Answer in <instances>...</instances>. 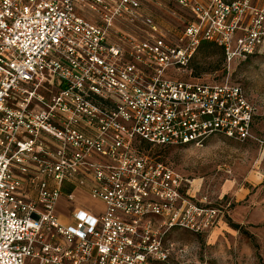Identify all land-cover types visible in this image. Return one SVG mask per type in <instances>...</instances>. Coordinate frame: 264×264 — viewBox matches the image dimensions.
Returning <instances> with one entry per match:
<instances>
[{"label":"built area","instance_id":"obj_1","mask_svg":"<svg viewBox=\"0 0 264 264\" xmlns=\"http://www.w3.org/2000/svg\"><path fill=\"white\" fill-rule=\"evenodd\" d=\"M153 1L0 0V264H187L169 232L227 216L231 201L191 196L155 152L264 143L246 89L191 68L204 40L229 64L264 58V0H169L176 33ZM75 192L103 209L64 222L57 203Z\"/></svg>","mask_w":264,"mask_h":264},{"label":"rangeland","instance_id":"obj_2","mask_svg":"<svg viewBox=\"0 0 264 264\" xmlns=\"http://www.w3.org/2000/svg\"><path fill=\"white\" fill-rule=\"evenodd\" d=\"M153 10L165 27L178 23L166 12H182L166 1ZM191 68L194 77L206 82L229 79L241 84L259 108L253 132L264 140L263 57H250L229 64L220 52L205 56L196 53ZM155 154L193 182L195 189L200 190L197 197H206L212 204L231 201L227 216L213 231L201 234L176 229L170 235L175 243L188 245L187 264H264V143L251 138L239 141L216 134L203 147L158 148ZM195 182L201 183L200 186ZM74 194L75 203L64 197L57 203L56 211L64 222L70 218L74 207L91 210L94 215L103 209L101 202L85 193ZM231 223L240 225L242 230ZM250 235L254 236V241ZM171 264L182 263L174 258Z\"/></svg>","mask_w":264,"mask_h":264},{"label":"crops","instance_id":"obj_3","mask_svg":"<svg viewBox=\"0 0 264 264\" xmlns=\"http://www.w3.org/2000/svg\"><path fill=\"white\" fill-rule=\"evenodd\" d=\"M163 1H166L167 3H171L169 0H154L153 2H151L150 4H148V8H149V10L156 16V18L158 19V21H159V23L162 25V27H164L166 30H168V29H170L173 33H176L177 32V30H178V25H179V22H178V20L176 19V17H175V15H173L172 13H173V11H176V10H171V11H168V12H166V15H168V16H171V17H173L178 23H177V26H173V27H165L163 24V22L160 20V18H158L159 16L158 15H156L157 13L153 10V8H156V6H160V4L162 5V2ZM200 1H207V0H200ZM173 4V3H172ZM174 5V4H173ZM176 6V5H175ZM176 7H178V6H176ZM179 9H181L180 7H179ZM182 10V9H181ZM247 91V90H246ZM247 93H248V91H247ZM248 95H249V97H250V93H248ZM254 102V101H253ZM255 103V102H254ZM256 114H255V118H254V125H253V131L255 130V121H256V119H257V114H258V110H259V108H258V106L256 105ZM263 140V139H262ZM264 141V140H263ZM200 184L201 183H199V185L198 186H200ZM200 190L197 188V189H195V185H193V182H191V188H190V194H191V196H193V197H195V198H200V197H197V194H198V192H199ZM223 197V196H222ZM230 216V215H229ZM229 216H228V220H229ZM218 227V226H217ZM216 227V228H217ZM174 232V230L173 231H171V232H169V234H168V236H167V239H169V240H172L171 238H170V235L172 234ZM173 241V240H172Z\"/></svg>","mask_w":264,"mask_h":264},{"label":"trees","instance_id":"obj_4","mask_svg":"<svg viewBox=\"0 0 264 264\" xmlns=\"http://www.w3.org/2000/svg\"><path fill=\"white\" fill-rule=\"evenodd\" d=\"M217 52L222 53L223 54V57H224V52H223V50H222L221 47L215 45V43H212V42L206 41V40H204V41L201 42V44H200V46L198 48V51H197V53H201L204 56L205 55L212 54V53H217ZM196 75H197V73H196ZM231 225L233 227H235L236 229L242 230V227L240 225H238V224L231 223ZM250 237L252 238L253 241L255 240L254 236L250 235Z\"/></svg>","mask_w":264,"mask_h":264},{"label":"bare ground","instance_id":"obj_5","mask_svg":"<svg viewBox=\"0 0 264 264\" xmlns=\"http://www.w3.org/2000/svg\"><path fill=\"white\" fill-rule=\"evenodd\" d=\"M196 184H199L198 182H195Z\"/></svg>","mask_w":264,"mask_h":264}]
</instances>
